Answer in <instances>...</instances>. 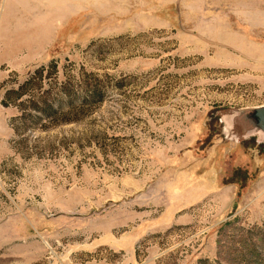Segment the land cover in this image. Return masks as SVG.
Listing matches in <instances>:
<instances>
[{"label":"rangeland","instance_id":"obj_1","mask_svg":"<svg viewBox=\"0 0 264 264\" xmlns=\"http://www.w3.org/2000/svg\"><path fill=\"white\" fill-rule=\"evenodd\" d=\"M261 105L264 0H0V264H264Z\"/></svg>","mask_w":264,"mask_h":264},{"label":"trees","instance_id":"obj_2","mask_svg":"<svg viewBox=\"0 0 264 264\" xmlns=\"http://www.w3.org/2000/svg\"><path fill=\"white\" fill-rule=\"evenodd\" d=\"M35 78H38L36 80L39 82H37L38 86L33 87L31 85ZM43 80V67H40L30 74L17 89L12 90V94L15 93L14 100L17 99L16 105L20 108L27 105L26 110H20H22L25 119L29 121L39 119L40 115L48 120L58 118L61 122L70 121L73 119L71 115L79 112L83 107L94 101H101L103 97L101 88L95 81L89 82L84 79L83 84L79 85L78 88H74L69 82H61L55 89V94L51 95L49 86L41 85ZM31 87L39 88L37 90L38 93L31 94V89H33ZM9 93L5 92L4 96L10 97ZM32 111L34 112L32 113Z\"/></svg>","mask_w":264,"mask_h":264},{"label":"water","instance_id":"obj_3","mask_svg":"<svg viewBox=\"0 0 264 264\" xmlns=\"http://www.w3.org/2000/svg\"><path fill=\"white\" fill-rule=\"evenodd\" d=\"M250 112L245 114V118L251 124V128L248 133H258L264 137V105L254 107L249 110ZM242 110H235L233 115L241 114Z\"/></svg>","mask_w":264,"mask_h":264}]
</instances>
